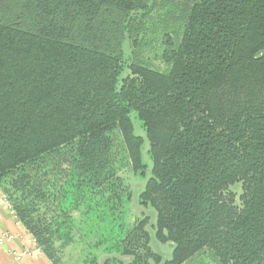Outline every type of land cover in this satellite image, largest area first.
I'll return each mask as SVG.
<instances>
[{
  "label": "trees",
  "instance_id": "1",
  "mask_svg": "<svg viewBox=\"0 0 264 264\" xmlns=\"http://www.w3.org/2000/svg\"><path fill=\"white\" fill-rule=\"evenodd\" d=\"M160 1L0 0V190L53 264L75 211L102 229L82 264H264V0H185L167 71L121 49ZM124 169L149 171L138 203L169 259L148 216L126 222Z\"/></svg>",
  "mask_w": 264,
  "mask_h": 264
},
{
  "label": "rangeland",
  "instance_id": "2",
  "mask_svg": "<svg viewBox=\"0 0 264 264\" xmlns=\"http://www.w3.org/2000/svg\"><path fill=\"white\" fill-rule=\"evenodd\" d=\"M184 1L185 0H161L159 5L152 11L141 13L142 19L138 28L130 36L125 34L122 39L121 49L126 61H130L135 54L141 63L152 69L159 71L168 70L169 64L162 59V52L165 48H168V46L165 45L166 38L171 39L173 46L179 41L186 16V9L182 5ZM141 15H139L138 18H140ZM134 37L138 40L137 47L132 46V39ZM131 118L135 133L144 137L142 157L143 161L150 166V159L147 155L148 143L145 139L143 129L135 113L131 114ZM146 173V176L142 177L129 169H124L120 172L125 184L131 191L129 202L125 207V219L128 224H131L132 220L136 218L148 216L149 220L146 229L149 232L150 248L154 252L160 254L164 261L171 257L172 247L170 243L159 242L155 237L154 228L152 227L155 220L153 208L150 206L143 207L138 203V195L144 187L149 171L147 170ZM231 189L237 196L240 194L239 184L231 186ZM72 216L76 222L74 230L72 231V241L63 245L62 241L56 240L54 245L57 247L58 253L60 254L62 253V249L68 246V252H66L67 258H70V261L76 264L82 258L84 260L86 252L92 248V245L96 241V237L102 229L99 228V230L89 232L83 224L78 223V219H81L79 212H72ZM103 258L104 255L99 253V264L102 262ZM127 260L128 259H125L124 264H127ZM148 264H162V261L156 263L153 260H149ZM187 264L216 263L213 261L208 251H203L191 259Z\"/></svg>",
  "mask_w": 264,
  "mask_h": 264
},
{
  "label": "crops",
  "instance_id": "3",
  "mask_svg": "<svg viewBox=\"0 0 264 264\" xmlns=\"http://www.w3.org/2000/svg\"><path fill=\"white\" fill-rule=\"evenodd\" d=\"M4 236L0 245V264H53L24 229L0 190V238ZM66 252L68 246L62 249L59 264H75L67 258ZM82 262L83 258L76 264Z\"/></svg>",
  "mask_w": 264,
  "mask_h": 264
},
{
  "label": "built area",
  "instance_id": "4",
  "mask_svg": "<svg viewBox=\"0 0 264 264\" xmlns=\"http://www.w3.org/2000/svg\"><path fill=\"white\" fill-rule=\"evenodd\" d=\"M4 239H5V236L0 238V245L3 243ZM18 257H20V256H18Z\"/></svg>",
  "mask_w": 264,
  "mask_h": 264
}]
</instances>
